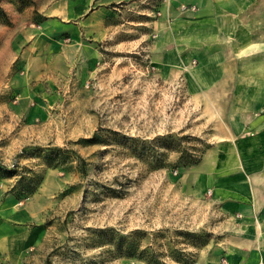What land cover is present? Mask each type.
<instances>
[{"label":"rangeland","instance_id":"374dc122","mask_svg":"<svg viewBox=\"0 0 264 264\" xmlns=\"http://www.w3.org/2000/svg\"><path fill=\"white\" fill-rule=\"evenodd\" d=\"M238 1L117 2L77 27L0 0V264H197L224 247L233 218L187 178L264 115V0Z\"/></svg>","mask_w":264,"mask_h":264},{"label":"crops","instance_id":"0c3cea01","mask_svg":"<svg viewBox=\"0 0 264 264\" xmlns=\"http://www.w3.org/2000/svg\"><path fill=\"white\" fill-rule=\"evenodd\" d=\"M33 1L37 7L57 8L52 16L76 19L78 27L113 3L132 4L139 0ZM185 1L195 8L208 5V0ZM222 2L224 6L240 5L238 0ZM258 118H264V115L255 113L241 118L242 126L250 128V136L220 137L221 141L208 147L192 165V174L187 178L191 189L208 193L211 200L225 208V214L233 218V232L225 239L224 247L202 255L197 264H264V125L256 121ZM9 239L6 227L4 231L0 229V253H4L2 248Z\"/></svg>","mask_w":264,"mask_h":264}]
</instances>
